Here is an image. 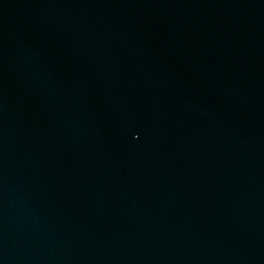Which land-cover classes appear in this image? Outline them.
<instances>
[{"label": "water", "instance_id": "95a60500", "mask_svg": "<svg viewBox=\"0 0 264 264\" xmlns=\"http://www.w3.org/2000/svg\"><path fill=\"white\" fill-rule=\"evenodd\" d=\"M0 264H264V0H0Z\"/></svg>", "mask_w": 264, "mask_h": 264}]
</instances>
